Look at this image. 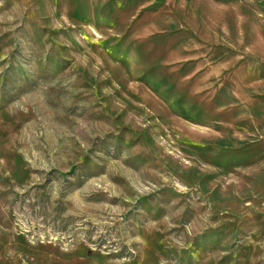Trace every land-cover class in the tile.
Returning a JSON list of instances; mask_svg holds the SVG:
<instances>
[{"label":"rangeland","instance_id":"rangeland-1","mask_svg":"<svg viewBox=\"0 0 264 264\" xmlns=\"http://www.w3.org/2000/svg\"><path fill=\"white\" fill-rule=\"evenodd\" d=\"M0 264H264V0H0Z\"/></svg>","mask_w":264,"mask_h":264}]
</instances>
